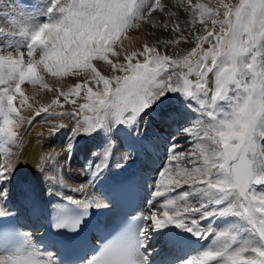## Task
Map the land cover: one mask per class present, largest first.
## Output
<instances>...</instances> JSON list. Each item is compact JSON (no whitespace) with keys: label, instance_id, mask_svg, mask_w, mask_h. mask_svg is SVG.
<instances>
[{"label":"snow or ice","instance_id":"1","mask_svg":"<svg viewBox=\"0 0 264 264\" xmlns=\"http://www.w3.org/2000/svg\"><path fill=\"white\" fill-rule=\"evenodd\" d=\"M188 3L186 10L199 17L205 34L197 33L195 46L176 58L145 45L142 52L125 56L123 63L109 59V54L117 55L113 45L122 34L151 20L154 12L166 11L161 0H47L42 22L31 14L22 21L19 35L25 38L26 52L20 42H9V35L0 30V45H4L0 48V206L8 204L18 186L22 192L31 190L29 178L17 177L20 164L12 159L15 153L9 146L19 147L24 123L21 108L32 107L22 85L39 84L51 91L42 72L57 78L84 75L67 90L57 88V98L41 103L27 120L29 126L41 114L54 120L67 115L58 111L63 107L60 96L75 104L71 97L83 92L87 101L74 113L78 118L63 150H50L35 171L45 183L66 185L61 157L71 158L78 137L102 135L103 155L93 152L95 162L86 165L87 187L93 186L115 153L117 133L124 131L134 141L141 137L142 122L145 126L153 113L161 124L175 121L180 113L169 107V93L195 102L196 116L181 130L192 138L189 149L178 151L179 144H171L168 162L152 184L147 204L156 210L132 217V223L114 239L71 264H153L146 247L152 232L158 233L165 256L161 264H264V190L257 189H264V0H219L217 8L199 0ZM221 14L223 19H217ZM172 31L181 32L178 20ZM181 40L187 37L178 36L171 43ZM93 61H102L112 73L122 75L103 74ZM90 84L97 86L95 90ZM67 127L50 124L49 139ZM134 155L131 147H125L118 167ZM87 187L70 189L85 194L83 199L65 196L64 203L55 205L51 228L57 237H65L55 239V245L70 247L88 210L111 205L86 195ZM183 188L189 190L178 191ZM133 191L130 185L128 194ZM190 196L196 198L195 203L189 201ZM156 198H163V203L157 205ZM15 215L11 210L0 211V218ZM219 219L227 222L216 228L214 221ZM191 237L211 242L187 256L179 255ZM0 250L5 253L0 264H63L56 252L38 249L27 236L14 242L2 228Z\"/></svg>","mask_w":264,"mask_h":264},{"label":"rangeland","instance_id":"2","mask_svg":"<svg viewBox=\"0 0 264 264\" xmlns=\"http://www.w3.org/2000/svg\"><path fill=\"white\" fill-rule=\"evenodd\" d=\"M145 2H147V0H145ZM196 2H198V0H192L193 4ZM199 2L206 3L209 7H212V8H217L219 6V0H199ZM224 2L237 3L238 0H224ZM161 3L165 5L166 11L165 12H154L152 14L151 20L141 23L138 27L131 28L126 33L122 34L118 42L115 45H113V49L117 53V55L113 56L109 54L110 60H113L114 62H117V63H123L125 62L124 60L125 56L131 55L132 53L142 52L144 50L145 45H148L149 47H155L157 49V52L160 55H167L173 58H176L178 55H182L186 53L187 51L191 49V47L195 46V36L197 35V33L205 34L203 32L204 26L199 23L198 16L193 17L191 15V11L186 10V9H189L188 0H161ZM46 5H47V0H0V30H3L9 35L10 37L9 42H12V41L20 42L22 45L21 50L26 52V48L23 47V42L25 38L19 35L22 21L27 18L28 14H31V15L36 16L37 19L42 22L44 20V16L41 15V13L45 9ZM181 10L183 13L181 12ZM168 13H173L174 15L170 16ZM216 18L223 19V16L221 14L219 17H216ZM13 20H15V23H11ZM177 20L180 23L181 32L174 33L172 31V28H173V25L177 22ZM154 24L156 26H154ZM165 24L168 25L167 28L164 27ZM208 27L210 30L212 29L211 21H208ZM216 30H218V26ZM181 35L186 36L187 40L186 41L181 40L178 44L171 43V41H173L174 39H176V37L181 36ZM130 43L133 44V47H130ZM125 45L129 48H127ZM175 46H180V48L176 50V53H174L173 51L174 50L173 48ZM13 47H15V44L13 45ZM204 47L207 48L208 45L205 44ZM0 48H4V45H0ZM7 51L8 50L5 49L4 54H6ZM38 58L39 57L37 54V59ZM136 58L141 61L143 60L142 56H137ZM93 63L95 66L100 68L103 74L122 75V73H112L110 66L104 64V62L102 61H93ZM169 71H173V69H169ZM41 74L43 76L44 83H47L49 85V87L51 88V91L48 89L41 88L39 84H37L36 86L28 84L29 86L27 87H30V89L35 91L36 94H38L39 92L40 93L44 92L45 90L47 92V98L46 100L41 102L44 104L50 103L52 99L57 98V91H56L57 88H63L67 90L72 85L77 83L78 79H82L84 75L82 73L81 77L78 78L74 75L69 74L64 77L57 78V77H52L48 73L42 72ZM26 84L27 83H25L24 85L26 86ZM24 85H22V89ZM90 86L93 87L94 90L97 87L94 84H90ZM38 96L39 95H37V98ZM168 96L170 98L168 101V105L171 108H175L181 105L182 108H185L186 106L187 107L191 106L193 109V107L195 106L194 101H192L191 99L186 100V99L181 98L179 93H169ZM71 99H75L76 103L73 104L70 102H65L62 96L59 97L60 103L63 105V107L59 108L58 111L66 113L67 115H64V117L67 116L66 119H60L56 121L52 119V122L54 121L53 123H57V124H60V123L62 124L63 123L62 121L66 120L68 123L66 124L64 123V125H67L68 126L67 128L69 130L71 127L74 126L73 125L74 121L78 118L77 116L74 115V113L78 111L79 105L87 102L85 99H83V92L81 93L80 97H71ZM17 105H18V102H17ZM26 107L27 106H25V108ZM25 108L23 107L21 108V115L24 117V119L26 117L25 112H24ZM33 116L34 115H32V117ZM50 120L51 119L47 115L41 114V116L36 117V119L30 126L28 123L26 124V127L24 128V131H23L25 135L23 134V136L25 137L29 133V131L33 127V124L35 125L37 123L38 124L45 123L48 125V121L50 122V124H52ZM149 120L145 126H143V122H142L141 137L136 138L134 141L131 138H129L124 131H120L119 133L116 134V136H118L117 148H119L121 151V152L120 151L118 152L119 154H122L124 152L125 147H131L132 145L136 147L135 145L137 144L138 141H148L152 139V137L157 132L162 131L164 129L163 127H160V125L156 127V123L160 121L157 119L155 113L151 114V116L149 117ZM185 127L186 126L184 123H181V124L178 123V125L174 128V130L171 129L169 131H166L170 133L167 134L168 138H166L164 158L162 156L160 157L158 154L155 155V161L160 165V167L156 169V172H158L168 162V158H169L168 149L171 144H174V143L179 144L180 147L178 151L186 152L189 149L190 145L188 141L192 138L186 137L181 134V130ZM67 128H66V131L68 130ZM114 138L116 137L114 136ZM65 143H67V141ZM161 143L162 141L159 143V146ZM103 145H104V139L102 135H94L91 137L89 136L78 137L75 142V146L73 148L71 156L73 154L74 155L77 154L78 157L76 158V160H77V163L79 164V167H78L79 169L77 168V171L76 169L74 171L67 170L66 172H88L86 165L88 164L89 161L95 162V159H96L95 157H93L92 153L95 151H99L100 155L102 156L103 151L100 150V148H102ZM134 147L132 146L131 148L134 150ZM120 156L115 157L114 155H111L109 157V160H110L109 165L111 163L112 158H119ZM71 161L73 162L74 160H71ZM116 161L113 160L112 162H116ZM188 166L190 167L191 165H188ZM112 169H115V171H117L118 169H123V168H119L117 166V167H112ZM104 172H108V171L105 170ZM257 189L264 190V189H261L260 186H257ZM186 190H189V189L184 188V191ZM195 199L192 200L193 203H195ZM231 219L233 218H228V220H231ZM226 222L227 221L225 220L223 221V219H219L218 221L216 220L214 224L216 228H219V227H222L223 223H226ZM204 242H205V244H203L204 246L201 245L198 251L204 248L205 246H207V244L210 243L211 240L209 239L208 241H204ZM195 251H197V249Z\"/></svg>","mask_w":264,"mask_h":264},{"label":"bare ground","instance_id":"3","mask_svg":"<svg viewBox=\"0 0 264 264\" xmlns=\"http://www.w3.org/2000/svg\"><path fill=\"white\" fill-rule=\"evenodd\" d=\"M130 47H133V44L130 43ZM179 48L180 46H175L173 48L174 53H176V50H178ZM27 86L29 85H24L23 90L25 91V94L29 97V103L32 105V107H23L25 108L24 112L26 117L24 119L23 126L19 129V132L22 134L19 137V147H16L14 145H10L9 147H11L12 152L15 153V155L12 156V159L18 161L20 164L16 173L17 177L29 178L31 183V190L29 192H22V190L18 186L16 192H14V195L12 199L8 202V204L6 206H0L1 211L7 212L8 210H11L13 212H17V214H23L28 207L32 206L41 205L42 208H44L50 196H56L62 199L65 196H73L77 199H83L85 194L73 193L70 189L72 187H77L80 185H84L87 187L90 176L89 172H66L67 170L74 171L75 169L77 171V168L79 167V164L76 160V158L78 157L77 154H73L68 160H65V157H61V164L63 165V177L64 180L67 182L64 186L54 183H45L42 176L35 172L38 166L43 163L44 155L49 153L50 150H63V147L66 144L65 142L68 140V135L70 134L72 127L70 128V130L67 128V131L66 129H62L59 133L56 134L55 137L49 139V133L51 129L48 125H50V122L48 121V125L45 123H37L35 125L33 124V127L31 126L32 129L29 131L28 134L26 133L27 135L24 137L23 131L26 127L27 120L32 118V115H34V113L38 110L40 106L39 104L47 98V92L45 90L44 92H39L38 94H36L35 91H33L32 89H30V87ZM37 95H39L38 98ZM173 109L178 110L180 113V115L175 121H169L167 124H161L160 122H157L156 127L160 125V127L164 128L162 131L157 132L152 137V139L148 141H138L135 145L136 147L132 145L134 147L133 151L135 153L134 158L129 161L124 167H122L123 169H118L117 171H115V169H112V167L118 166L116 161L118 160V158H112L116 162H112L113 160L111 159V163L106 169L108 172H104L95 181L93 186L87 187L86 195H95L101 203H105L107 201L105 195L110 191L112 185L116 184L117 182L124 181L130 183V185L137 188L139 205L137 208H135V213L142 215L148 213L150 210H156V208H150V206L147 204V201L152 198V184L156 179L158 173L156 172V169L160 167V165L155 161V155L158 154L160 157L162 156L164 158L166 138H168L167 134L170 133L166 131H169L171 129L174 130L178 123H184L187 127L190 121L196 116V114L192 111L191 106H186L185 108H182V106L179 105L178 107H175ZM66 117L62 119H66ZM50 121L52 122V119ZM62 122V124L68 123L66 120H63ZM161 141L162 143L159 146V143ZM146 144L149 145L148 149L145 148ZM119 151L120 149L116 148L115 153L113 155L115 157L122 155L118 153ZM71 160L74 161L72 162ZM178 191L183 192L184 188ZM49 193L51 194L49 195ZM193 199H195L194 196L189 197L190 202H192ZM155 202L157 205L163 203V198H156ZM93 208L95 207H92L90 209ZM106 209L107 208L97 209V211L101 216L103 211H105ZM201 223L206 224L207 221H202ZM169 227L174 226L170 225ZM176 231L180 230L176 229ZM26 233L28 234V237L30 239L34 238V236L29 231H26ZM184 235L185 237H190L191 233H184ZM153 238H156V241L151 244V239ZM148 243L150 246L149 252L151 253V259L160 255H162V259L165 258V256L161 253V245L159 242L158 233H150ZM203 244H205L204 241H197L195 237H191V239L182 246L179 255L187 256L193 253L196 249L198 251L199 247H201V245ZM2 255L4 254H0V256Z\"/></svg>","mask_w":264,"mask_h":264}]
</instances>
